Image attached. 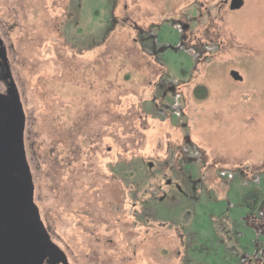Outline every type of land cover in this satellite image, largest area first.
Returning <instances> with one entry per match:
<instances>
[{
  "label": "rangeland",
  "instance_id": "obj_1",
  "mask_svg": "<svg viewBox=\"0 0 264 264\" xmlns=\"http://www.w3.org/2000/svg\"><path fill=\"white\" fill-rule=\"evenodd\" d=\"M230 1L0 0L35 202L70 264L255 255L264 0Z\"/></svg>",
  "mask_w": 264,
  "mask_h": 264
},
{
  "label": "water",
  "instance_id": "obj_2",
  "mask_svg": "<svg viewBox=\"0 0 264 264\" xmlns=\"http://www.w3.org/2000/svg\"><path fill=\"white\" fill-rule=\"evenodd\" d=\"M1 67L8 88L0 90V264H70L35 202L24 144L26 115L0 33Z\"/></svg>",
  "mask_w": 264,
  "mask_h": 264
},
{
  "label": "flooded vegetation",
  "instance_id": "obj_3",
  "mask_svg": "<svg viewBox=\"0 0 264 264\" xmlns=\"http://www.w3.org/2000/svg\"><path fill=\"white\" fill-rule=\"evenodd\" d=\"M225 3L227 4V3H229V0H225ZM241 6V2L239 1V0H231L230 1V8H232V9H234V8H237V7H240ZM5 72H6V70H5V68L4 67H1L0 68V84H3V85H5V92H7V85H8V80L5 78ZM168 92V91H167ZM26 115V114H25ZM25 127H26V125H25ZM24 144H25V138H24ZM26 149V148H25ZM184 172V171H183ZM188 175L189 174H187V173H183V174H181L180 175V177H179V181H180V187L181 186H183V187H185L186 186V184L185 183H187L188 181H191L190 179H189V177H188ZM219 176L222 178V179H228V180H232V179H234L235 178V175H233L232 174V171H230V170H226L225 171V173L224 172H221V174L219 173ZM224 177V178H223ZM224 179V180H225ZM184 181V182H183ZM195 185L193 186V188H195L196 186H197V182H195L194 183ZM250 193V192H249ZM247 198H249V196L247 195ZM252 199H250V201H251ZM244 203L246 204V206H245V209H247V211L250 213V215L252 216V220H253V222H255L256 221V217H258V215L256 214L257 213V209L258 208H255L254 206H252V205H250L251 203H247L246 202V198H244V201H243V205H244ZM255 204H256V202H254ZM254 204V205H255ZM251 219V218H250ZM249 226H251V227H253L252 225H250L249 223H247ZM261 236H264V233L262 234V235H259V236H257L258 238H257V242L259 243V245H258V248H257V250H256V253H255V255H253V256H250L251 258H249V257H246L243 261H242V263H245V264H248V262H249V264H252V263H250V262H252V260H259L260 262L259 263H261V264H264V247H260V240H259V238L261 237ZM189 245H190V243L189 244H187L186 245V247H187V249H189ZM56 264H62V263H56Z\"/></svg>",
  "mask_w": 264,
  "mask_h": 264
},
{
  "label": "trees",
  "instance_id": "obj_4",
  "mask_svg": "<svg viewBox=\"0 0 264 264\" xmlns=\"http://www.w3.org/2000/svg\"><path fill=\"white\" fill-rule=\"evenodd\" d=\"M248 196H249L250 199H252L251 200L252 203L250 205L254 206L255 208H258L259 200H260V195L259 194H256L255 192H251V193L248 194ZM254 202H256V204ZM248 203H250V202H248Z\"/></svg>",
  "mask_w": 264,
  "mask_h": 264
}]
</instances>
